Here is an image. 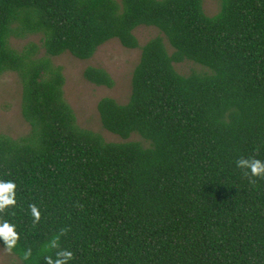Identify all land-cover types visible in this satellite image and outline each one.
Instances as JSON below:
<instances>
[{"label":"trees","instance_id":"obj_1","mask_svg":"<svg viewBox=\"0 0 264 264\" xmlns=\"http://www.w3.org/2000/svg\"><path fill=\"white\" fill-rule=\"evenodd\" d=\"M143 25L160 34L141 45ZM114 38L141 48L129 100L98 102L123 141L79 125L53 61L91 59ZM186 60L209 71L182 74ZM6 71L22 81L30 124L19 138L0 133V179L17 184L0 217L17 225L23 264L63 249L68 264H264V177L236 163L264 160V0H222L214 15L204 0H0ZM84 77L115 84L103 67Z\"/></svg>","mask_w":264,"mask_h":264},{"label":"rangeland","instance_id":"obj_2","mask_svg":"<svg viewBox=\"0 0 264 264\" xmlns=\"http://www.w3.org/2000/svg\"><path fill=\"white\" fill-rule=\"evenodd\" d=\"M222 0H204V8L208 15L220 10ZM141 45L160 34L153 26H139L135 30ZM39 43L40 36L33 35L24 39L12 38L11 44L21 49L27 42ZM169 51L172 48L169 46ZM141 56V48H127L119 39L114 38L101 45L91 59H79L70 52L53 57L56 65L64 69L66 82L65 98L75 110L80 126L94 130L108 141H123L119 135L105 129L98 110V102L105 96L115 98L121 103L129 100L132 92V76ZM88 66L105 68L113 77V87L97 85L84 77ZM176 69L182 74L191 72H207L209 69L199 63L186 60L175 63ZM22 81L15 71H6L0 75V133L14 138L22 137L30 132V124L22 115ZM130 139L144 141L139 134ZM0 264H23L22 260L12 251H8L0 243Z\"/></svg>","mask_w":264,"mask_h":264},{"label":"clouds","instance_id":"obj_3","mask_svg":"<svg viewBox=\"0 0 264 264\" xmlns=\"http://www.w3.org/2000/svg\"><path fill=\"white\" fill-rule=\"evenodd\" d=\"M237 166L245 170V174L251 176L264 177V160L255 157H241L237 160ZM17 184L14 180L0 179V210L7 209L11 205L17 203L16 200ZM31 214L34 222L39 221L41 212L37 205H30ZM20 232L17 230V225L7 218L0 217V241L8 251H12L18 244ZM52 247H56L55 242ZM31 254V249L24 252V257L28 258ZM73 257L71 250H60L56 253V257L47 256L48 264H68Z\"/></svg>","mask_w":264,"mask_h":264}]
</instances>
